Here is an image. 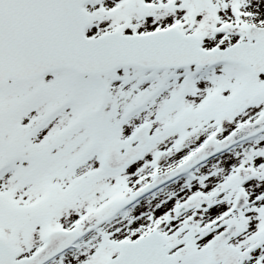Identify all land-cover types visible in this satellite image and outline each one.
<instances>
[{"label":"snow or ice","instance_id":"obj_1","mask_svg":"<svg viewBox=\"0 0 264 264\" xmlns=\"http://www.w3.org/2000/svg\"><path fill=\"white\" fill-rule=\"evenodd\" d=\"M0 264H264V0H0Z\"/></svg>","mask_w":264,"mask_h":264}]
</instances>
